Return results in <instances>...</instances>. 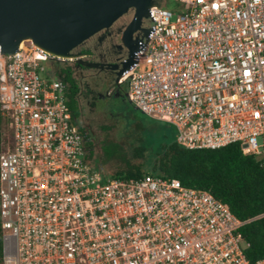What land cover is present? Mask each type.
Here are the masks:
<instances>
[{"label":"built area","instance_id":"obj_1","mask_svg":"<svg viewBox=\"0 0 264 264\" xmlns=\"http://www.w3.org/2000/svg\"><path fill=\"white\" fill-rule=\"evenodd\" d=\"M154 1L127 100L179 146L238 144L264 170V0ZM73 60L30 41L0 52V264H264L240 231L264 214L242 221L177 179L94 164L57 75Z\"/></svg>","mask_w":264,"mask_h":264},{"label":"water","instance_id":"obj_2","mask_svg":"<svg viewBox=\"0 0 264 264\" xmlns=\"http://www.w3.org/2000/svg\"><path fill=\"white\" fill-rule=\"evenodd\" d=\"M153 6L154 0H0V52L12 55L24 40H30L42 51L75 59L79 66L93 67L80 60L81 54L74 53L75 48L132 10L131 21L120 32L128 56L110 68L118 88L120 78L125 73L130 75L137 59L141 46L134 35L142 31L140 25ZM149 31L144 34L146 38Z\"/></svg>","mask_w":264,"mask_h":264},{"label":"trees","instance_id":"obj_3","mask_svg":"<svg viewBox=\"0 0 264 264\" xmlns=\"http://www.w3.org/2000/svg\"><path fill=\"white\" fill-rule=\"evenodd\" d=\"M70 82L71 90L75 91L73 81ZM1 125L0 116V129ZM143 151V147L137 148L134 156L142 159ZM157 156L150 167L153 175L174 178L185 187L208 191L242 221L264 214V170L254 156L243 155L238 144L216 150H189L174 142ZM136 167L130 166V171L116 176L141 177L144 173ZM240 231L249 244L247 258L251 262L264 258V217L247 223Z\"/></svg>","mask_w":264,"mask_h":264},{"label":"rangeland","instance_id":"obj_4","mask_svg":"<svg viewBox=\"0 0 264 264\" xmlns=\"http://www.w3.org/2000/svg\"><path fill=\"white\" fill-rule=\"evenodd\" d=\"M162 3L168 9L174 5L170 0ZM82 74L89 79L88 71ZM121 89L117 95L105 99L98 98L95 101V115L90 116V122L99 135L100 143L93 152L90 149L93 143L85 140L86 149L90 153L89 158L92 159L93 156L94 164L109 178L130 171V166H138L139 168H136L142 173L151 174L150 167L153 161L166 145L176 142L178 131L173 125L153 120L135 109L125 96L126 87L123 85ZM3 128L2 125L0 130L5 133ZM139 147L144 148L142 159L134 156V150Z\"/></svg>","mask_w":264,"mask_h":264},{"label":"flooded vegetation","instance_id":"obj_5","mask_svg":"<svg viewBox=\"0 0 264 264\" xmlns=\"http://www.w3.org/2000/svg\"><path fill=\"white\" fill-rule=\"evenodd\" d=\"M132 17L133 11L129 10L107 30L100 31L75 48L74 53L81 54L80 60L93 64V67L79 66L75 63V59L59 65L57 75L66 84V95L69 99L73 123L79 127L84 143L86 139L93 143L90 147L93 152L97 150L100 142L99 135L90 122V116L95 115V101L98 98L111 97L116 94V89L119 91L123 85L125 86L122 81L118 88L115 86L114 71L110 68L120 65L128 56V49L120 40V32L128 25ZM140 28L142 31H137L134 36L146 34L149 29L148 22L143 20ZM84 71L90 73L88 80L82 74ZM70 80L75 85V91L71 90L73 87Z\"/></svg>","mask_w":264,"mask_h":264},{"label":"bare ground","instance_id":"obj_6","mask_svg":"<svg viewBox=\"0 0 264 264\" xmlns=\"http://www.w3.org/2000/svg\"><path fill=\"white\" fill-rule=\"evenodd\" d=\"M26 41H30V40H24L23 42H26ZM23 42L19 45V47L18 48H20L22 45H23ZM45 52V51H44ZM46 54H49V55H51V56H54L55 58H58V59H60V60H71L70 59V57H61V56H58V55H52L51 53H48V52H45ZM126 74V73H125ZM125 74H123V75H125ZM122 75V76H123ZM122 81V77L120 78V80H119V82H121Z\"/></svg>","mask_w":264,"mask_h":264}]
</instances>
